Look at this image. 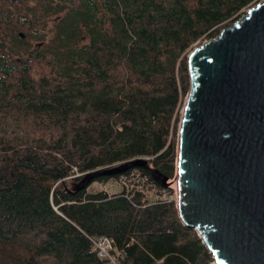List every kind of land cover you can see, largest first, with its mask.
<instances>
[{"label": "trees", "instance_id": "trees-1", "mask_svg": "<svg viewBox=\"0 0 264 264\" xmlns=\"http://www.w3.org/2000/svg\"><path fill=\"white\" fill-rule=\"evenodd\" d=\"M258 1L0 0V264H112L99 237L115 264H213L146 169L76 184L137 157L173 178L186 56ZM136 174L167 194L87 189Z\"/></svg>", "mask_w": 264, "mask_h": 264}, {"label": "water", "instance_id": "water-1", "mask_svg": "<svg viewBox=\"0 0 264 264\" xmlns=\"http://www.w3.org/2000/svg\"><path fill=\"white\" fill-rule=\"evenodd\" d=\"M186 59L189 88L172 178L178 216L197 232L213 264H264V0ZM132 167L169 184L137 157L84 172L77 188Z\"/></svg>", "mask_w": 264, "mask_h": 264}, {"label": "rangeland", "instance_id": "rangeland-1", "mask_svg": "<svg viewBox=\"0 0 264 264\" xmlns=\"http://www.w3.org/2000/svg\"><path fill=\"white\" fill-rule=\"evenodd\" d=\"M247 9V8H246ZM242 14L245 13V10H242L241 12ZM207 40V39H206ZM206 40H203L202 42L206 41ZM201 42V43H202ZM199 45V44H198ZM196 44V46H198ZM129 181H131L132 183L136 182L138 183L140 186L141 185H146L145 187L148 189V193L150 195H153L154 197H163L164 195L167 194V192L165 190H162V189H156L154 188L151 184H147V182L145 181V179L143 178H140L138 176V174L136 175H131L130 176V179H123V178H119L118 181H115L113 182L112 180H109L107 183H103V182H99V181H94L92 182L89 186H88V190L89 191H98V190H104L107 189L109 192H113V191H119L122 187L123 184H126V185H129ZM80 183V182H79ZM78 185V183L76 184ZM75 185V186H76ZM106 185V186H105ZM109 185H111L110 189H109ZM116 185V186H115ZM166 187H170V188H174L176 187V184L173 182V181H169V184L168 186ZM173 189V190H174Z\"/></svg>", "mask_w": 264, "mask_h": 264}, {"label": "built area", "instance_id": "built-area-1", "mask_svg": "<svg viewBox=\"0 0 264 264\" xmlns=\"http://www.w3.org/2000/svg\"><path fill=\"white\" fill-rule=\"evenodd\" d=\"M241 14H240V16H241ZM182 106H183V104H182ZM181 109H182V107H181ZM180 115H181V110H180ZM168 181H173V180L171 178V179H168ZM174 194H175V199H176V187L174 189ZM92 241H93L94 248L96 249L98 256L106 259L107 262L115 264L116 257L114 256V254L111 253V250L114 249L113 239L108 238V237H99V238L94 239ZM117 254L120 255L121 251H119Z\"/></svg>", "mask_w": 264, "mask_h": 264}, {"label": "bare ground", "instance_id": "bare-ground-1", "mask_svg": "<svg viewBox=\"0 0 264 264\" xmlns=\"http://www.w3.org/2000/svg\"><path fill=\"white\" fill-rule=\"evenodd\" d=\"M86 175V174H85ZM176 184V181H173Z\"/></svg>", "mask_w": 264, "mask_h": 264}, {"label": "clouds", "instance_id": "clouds-1", "mask_svg": "<svg viewBox=\"0 0 264 264\" xmlns=\"http://www.w3.org/2000/svg\"><path fill=\"white\" fill-rule=\"evenodd\" d=\"M185 99V98H184ZM180 121V120H179Z\"/></svg>", "mask_w": 264, "mask_h": 264}]
</instances>
